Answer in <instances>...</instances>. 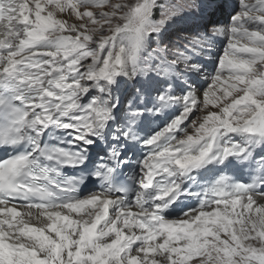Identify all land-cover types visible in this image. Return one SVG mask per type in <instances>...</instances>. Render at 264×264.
Here are the masks:
<instances>
[{"label":"snow or ice","instance_id":"1","mask_svg":"<svg viewBox=\"0 0 264 264\" xmlns=\"http://www.w3.org/2000/svg\"><path fill=\"white\" fill-rule=\"evenodd\" d=\"M258 147L264 0H0V264H264Z\"/></svg>","mask_w":264,"mask_h":264},{"label":"rangeland","instance_id":"2","mask_svg":"<svg viewBox=\"0 0 264 264\" xmlns=\"http://www.w3.org/2000/svg\"><path fill=\"white\" fill-rule=\"evenodd\" d=\"M159 3H165L167 0H158ZM231 3L236 4V0H231ZM238 6V5H237ZM160 9H156L154 16L156 19L160 18ZM226 16L227 14L225 13L224 15L221 14L220 11H217L214 16L211 18L214 21H218L219 23L223 24L226 22ZM71 23V21H69ZM203 23L197 22L195 20L189 19L185 22L179 23L177 25H172L168 28V31L164 33V44L161 45V47H164L165 44L169 43H177L178 37H184L187 39H190L193 34L197 33L198 31L203 30ZM155 39V38H154ZM213 48L210 53H206L202 57H200V61L203 64L204 71L201 73L199 76L193 77L195 80H199L198 78H201L199 80L201 82V89L207 87V77L209 74L213 73L215 70L216 66V59L217 57L222 53L225 41L223 37H215L213 41ZM152 47H156V44L153 43ZM213 58L211 61L210 59ZM205 77V79H203ZM121 89L122 93L125 96L131 95L132 92V87L130 84H121Z\"/></svg>","mask_w":264,"mask_h":264},{"label":"bare ground","instance_id":"3","mask_svg":"<svg viewBox=\"0 0 264 264\" xmlns=\"http://www.w3.org/2000/svg\"><path fill=\"white\" fill-rule=\"evenodd\" d=\"M211 61L213 60V58L210 59ZM201 80V78H199ZM203 79H205V77H203ZM197 84V83H196ZM198 88H201L199 85H197ZM178 94V93H177Z\"/></svg>","mask_w":264,"mask_h":264}]
</instances>
